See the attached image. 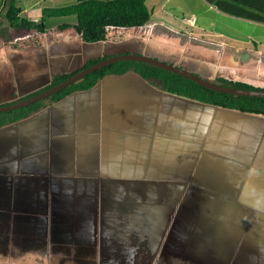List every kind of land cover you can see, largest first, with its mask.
Instances as JSON below:
<instances>
[{
    "label": "crops",
    "instance_id": "obj_1",
    "mask_svg": "<svg viewBox=\"0 0 264 264\" xmlns=\"http://www.w3.org/2000/svg\"><path fill=\"white\" fill-rule=\"evenodd\" d=\"M189 20L190 23L194 22L193 19ZM131 29L114 30L106 41L88 46L82 43L83 49L92 51V54L83 58L101 54L113 56L126 53L124 51L127 49L134 50L139 36L131 40L130 34L135 31ZM140 30L143 32V28L137 31ZM127 34L129 36L125 37ZM131 41H134L133 44ZM67 51L69 53L72 50L68 48ZM72 54L74 57L75 53ZM78 57L82 56L78 54ZM58 61L48 68L46 64L43 65V73L47 77L54 71L69 67V64L62 62V68L59 69ZM197 61L189 59L185 67L191 69L189 65L192 64L199 68ZM217 64L218 61L211 63L212 67ZM229 73L234 75L235 80L264 88L260 86L261 82H256L257 79L241 74L237 76L231 71ZM219 75V71H215L212 77ZM123 76L134 81L129 84L124 81V77L107 83L101 80L90 91L70 94L28 118L0 127V182L6 181L9 186L3 191L5 196L0 190V201H10L7 207L0 210L7 214V221L10 220L8 224L12 230L7 232L9 248L23 246L31 255H35L36 264H109L107 257H100L101 241L109 239L112 244L116 242L117 227L120 222H128V212L137 216L146 212L145 206L138 208L141 203H135V198L140 202L147 191L161 190L162 193L169 188L172 191L165 193L178 191L174 196L184 185L187 188V184H190L197 193L202 189L208 196L213 194L204 219L205 232L195 228L193 238H189L192 244L209 246L206 252L201 249L202 264H223V254H219L223 250H220L219 243L225 244L227 238L234 234L242 237L234 245L245 254L244 258H250L251 254H263V241L258 233L262 221L257 220V215L256 224L254 220H245L240 227L237 225L240 218L223 215L226 230L222 235L211 231L208 217L218 201H239L243 207L256 212L264 211L257 202L252 204L253 201H263L259 189L264 182V166L259 162L264 163V123H259L258 119L264 121V116L246 113L252 122L258 124V131L245 123H238L245 120L240 119L242 117L238 112H233L234 116L227 120L216 118L215 113L220 108L213 106L209 107L212 116L207 119L208 122L202 120L200 124L194 123L189 127L181 122L180 133L175 131L174 135L167 134L165 137L173 142L186 140L183 143L192 144L194 156L185 155L188 162L183 164L179 159L175 165L177 171L170 168L167 173L168 168L173 166V159L167 160L171 152L161 150V137H164L161 128L174 120L167 114L173 111L174 104L163 103L165 96L170 94L160 91L162 96L158 102L140 105L137 100L139 97L134 95V91L141 88L137 83L139 78L132 73ZM43 82L46 81L42 80L38 88L34 87L27 93L39 89L44 85ZM96 88L98 93L93 95ZM84 93L90 94L86 100L79 95ZM88 100L97 109L95 113L86 104L79 103ZM163 109L170 111L165 112ZM185 113V119L188 120L187 111ZM178 123L176 121V126ZM240 126L249 136L248 144L244 141L241 147L232 145L234 140L242 137L238 134ZM197 154L200 156L196 157ZM212 157L214 162H209ZM224 160L232 163L226 164ZM216 163L219 167L212 168ZM223 171L227 172V176L219 177ZM233 180L234 188L229 189ZM222 208L229 213V206L223 204ZM120 214H124L126 219L115 218ZM177 214L174 212L171 216L176 217ZM220 215L221 208L215 218L219 220ZM13 221L23 231L13 232ZM149 221H154V218ZM248 222L256 227L249 228ZM128 224L130 227L133 223ZM189 225L190 222L187 227ZM156 226L160 225L156 223ZM131 229L134 230V227ZM143 229L142 225L135 227L141 238H149V228H145V236L141 235ZM25 238L28 240L25 241ZM106 249L111 255L110 260L118 261L117 257L113 259L115 253L119 254L118 251L112 246ZM253 260L262 263L259 259Z\"/></svg>",
    "mask_w": 264,
    "mask_h": 264
},
{
    "label": "rangeland",
    "instance_id": "obj_2",
    "mask_svg": "<svg viewBox=\"0 0 264 264\" xmlns=\"http://www.w3.org/2000/svg\"><path fill=\"white\" fill-rule=\"evenodd\" d=\"M2 1L3 0H0V7ZM74 2L75 0H17V4L23 9L24 14L28 18L34 20L40 19L41 9L43 7H59ZM146 5L152 11L149 23L146 26L147 28L145 27L143 32L140 30L130 34H140V37L143 39L144 35L146 37L148 36V38H145L148 39L145 41V44L139 47L143 54L168 63L178 60L177 64H179V66H186L187 60L196 59L200 61H197V64L203 65L206 68L205 70H208L209 73L214 74L215 71H219L222 76L234 79V75L232 76L229 73L231 71L237 73V76L241 74L242 76H248V78L252 77L253 80L257 79L256 82H261L260 86H264V23L223 13L206 0H146ZM262 6H264V3ZM237 7L245 9V13L251 12V9L245 6L238 5ZM254 12L257 15L264 16V13H259L258 11ZM186 19H193L194 22L190 23L191 20L186 21ZM75 21L76 19L74 16L47 18L45 19L46 31L41 34L36 31H26L24 29L12 27L0 18V105L20 99V97L28 94L27 92L34 87L38 88L42 80L46 81L47 76L43 73V65L46 64V68L52 64V66H54V63H56L58 59H60V62L58 61L57 64L59 69L62 68V62L69 64L68 59L71 57V51L68 53V48L75 53L72 63L75 58H77L78 54L82 57L92 54V51L83 49V41L78 38L79 36L76 34L73 27L69 26L65 28L63 32L55 31L56 26L59 24L68 23L72 25ZM149 29H151L150 33ZM30 32H32V35ZM128 36L129 34L125 37ZM38 41L40 43H38ZM132 42L134 41H131V43ZM83 43L86 44V46L92 45V43ZM136 46L137 45H135V48ZM217 61L218 64L212 69L211 63ZM38 63H40V67H38ZM189 66H191L190 70L197 73V67L192 64ZM205 70L200 73L204 74ZM37 73L40 75L43 74L45 77H39ZM122 77L125 78L124 81L130 82L129 84H132L134 81V79L133 81L128 80L129 78L125 76L106 77L103 80L107 83L116 78L121 79ZM120 82L121 81H119V83ZM137 83L141 86L137 92L134 91V95L139 97L137 98L138 104L142 105L141 103H143L145 106V104L158 102L159 98L162 96L160 91L152 88L147 82L141 79L137 80ZM120 86L125 87L124 84H120ZM135 88L136 87H134V89ZM97 93L98 89L96 88L93 95ZM79 95L85 100L90 96L89 93ZM79 103L86 104L93 113L97 111V109L89 103V100L87 102L79 101ZM163 103L174 104L173 111H171L174 113L172 114L169 112L170 110L163 109L165 112H169L167 113L168 116L174 118L173 123H169L167 126L161 128V134L164 135V137H161V150L164 152H171V154L167 156V160L173 159V166L168 168V173L170 168L177 171L175 165L178 163L179 159L183 164H186L188 159H186L185 155L188 156L189 154L193 157L194 151L191 149L192 144L183 143L186 140L182 142H173L167 140L165 136L167 134L174 135L175 131L180 133L181 122L183 125H186V127H189L194 123L200 124L202 120L208 122L207 119L211 118L212 114L211 110H209V105H204L177 96H165ZM179 106L181 108H179ZM217 110L215 116L218 119L227 120L234 116L233 112H238V115L242 117L240 119H245L240 120L238 123H245L249 127L255 129V131L259 130L258 124L252 122L250 116L246 115V113H241L237 110H224L221 108ZM185 111H187L188 120L185 119ZM176 115L178 118H176ZM258 120L259 123H264L263 120ZM176 121L179 122L177 126ZM223 122L230 123L228 121ZM178 128L179 130H177ZM262 129H264V127H262ZM238 134L242 137L237 141L234 140L235 142H233L232 145L241 147L244 145V141L247 145L249 136L244 133V129L241 126ZM198 151L201 152L202 149ZM199 156L200 155L197 154L196 157ZM209 162H214L213 157ZM224 162L228 164L231 161L224 160ZM259 164L264 166V163L259 162ZM216 166L217 163L216 165L213 164L212 168ZM217 167H219V165ZM199 170L200 167L198 168V171ZM226 176L227 172L223 171L219 177ZM262 184L263 185L259 189V194L263 201H253L252 204H256L257 202L259 207L264 210V182ZM0 185L1 194L5 196L3 191L9 186L6 181L0 182ZM184 186L181 188L182 190L174 196L172 195L176 194L178 191L174 193H165L172 191V189L169 188L162 193L161 190L158 192L147 191L144 193V198L140 200V202H137L139 200L135 198V203H141V205H138V208L145 206L146 212L141 216L128 212V222H120V225L117 227V237L114 239L116 242L112 244L109 239H102L100 257L102 259L107 257L109 264H202L201 249L206 252L209 246L202 245V243L189 244L186 237H188L187 234L192 233L194 230L193 222L201 217L203 223H201L200 220L197 222V225H200V227H198L200 232H205L206 220L204 219L208 211L207 208H204L205 206L203 204L211 203L212 201L210 200L212 199L210 197L213 194H209L208 196L205 194L206 191L202 189H199L197 193L195 189H191L190 184H187V188H184ZM233 188L234 180L229 189ZM163 199H166V201H163ZM173 202L181 209L180 214H177L176 217L169 215L168 211L172 207H170V205H172ZM247 202L250 203L249 201ZM9 203L10 201H0V209L2 207H7ZM223 204L229 206V213H226L225 210L223 211ZM220 208L222 209V215H220V219L217 220L215 216L219 214ZM132 212L134 213V209ZM223 215L240 218L237 220V225L239 227L245 220H254L256 224L255 215H257V220L262 221V227L259 226L261 227V231L258 233L261 235L263 241L261 248L263 254H251L249 256L250 258H247L245 261L246 264H259L257 261L253 260L259 259L262 261L260 264H264V211L256 212L249 207H243L239 201H218L215 209L208 217L212 232L221 235L225 233L226 227ZM115 218L118 220L126 219L124 214H120ZM153 218L160 226L157 227L154 221H149L153 220ZM144 219H147L149 222H143ZM8 222H10V220L7 221V214L0 210V264L5 262L12 264H36L35 255H31L30 251L23 246H12L9 248L7 232L12 229ZM189 222L190 225L187 227ZM128 223L133 224L129 227ZM14 224L13 232L23 231L18 223L14 222ZM250 224L249 222L247 223L249 228L256 227L255 224ZM136 225L143 226V234L141 235L144 236L147 233L145 228H149V234L151 235H148L150 237L141 238L139 231L135 230ZM132 227H134V230L131 229ZM103 235L106 237L105 231H103ZM127 235L128 241L125 239ZM196 236L199 237L200 235ZM208 237V240H210V236ZM24 240L27 241L28 239L25 238ZM113 245H115V248ZM110 246L118 251L119 254L115 253L113 256V259L117 257L118 261L112 262L110 260L111 255L108 254L106 249ZM119 251L129 252L120 254ZM229 264L232 263L229 262Z\"/></svg>",
    "mask_w": 264,
    "mask_h": 264
},
{
    "label": "trees",
    "instance_id": "obj_3",
    "mask_svg": "<svg viewBox=\"0 0 264 264\" xmlns=\"http://www.w3.org/2000/svg\"><path fill=\"white\" fill-rule=\"evenodd\" d=\"M208 3L214 5L219 11L233 15L236 17H243L256 22L264 23V16L257 15L254 11L264 13V0H206ZM245 6L251 9V12H244L245 9H240L237 6ZM262 6V7H261ZM152 11L147 7L146 0H75L74 3L59 6V7H43L41 9V17L39 20L28 18L23 9L18 6L17 0H3L0 7V18L3 19L10 26L24 29L26 31H36L44 33L46 31L45 19L53 17H66L74 16L75 23L68 24L63 23L56 26V32H63V30L69 26L73 27L76 34L85 43H95L108 40L109 30H121L122 28H132L136 32L140 28L145 29L148 25ZM186 21H189L186 19ZM152 26V25H149ZM147 28V27H146ZM151 29H149V33ZM143 35V33L141 32ZM136 36L131 35V40H135ZM57 38V37H56ZM54 38L55 40H57ZM146 36L144 39L140 37L136 41L137 48L135 50H125L126 53L143 54L139 47L145 44ZM39 40V39H38ZM82 42V43H83ZM73 52L71 51V57L69 61V67L63 71L57 70L50 73L46 79V82L36 91L26 94L20 97V99L28 97L32 94L40 92L56 83L66 79L72 74L80 71L81 69L92 65L93 63L107 58L111 55L101 54L97 57H78L73 63ZM146 55V54H145ZM70 56V55H69ZM73 57V58H72ZM178 60L169 63L179 66ZM200 62V61H198ZM168 63V62H166ZM187 69L185 66H179ZM203 65L198 68L199 71L187 69L207 80H212L216 83H220L226 86L243 88V89H262L264 88L254 86L247 82H242L225 76H213V73H209ZM214 69V67L212 68ZM205 70L204 74L200 72ZM213 71V70H212ZM132 73L139 79L147 82L151 87L173 96L181 97L190 101H196L204 105L213 107L223 108L224 110H237L241 113L259 114L264 116V98L244 96V95H233L207 89L190 79H187L177 73L164 70L162 68L153 66L151 64L137 61V60H120L108 65H105L93 72L84 75L79 80L71 83L65 88L58 92L27 106L13 109L10 111L0 112V127L15 123L22 119L30 117L33 113L41 110L47 105L59 102L66 98L70 94L90 91L92 88L98 85V83L107 76H123L124 74ZM210 76V77H209ZM209 77V78H208ZM212 77V78H211ZM14 100H12L13 102ZM11 103V102H9ZM8 104V103H4ZM176 201V200H173ZM203 202V201H202ZM205 209L209 206L203 204ZM172 206V207H171ZM169 215L174 212L180 214L181 209L178 208L175 202L170 205ZM198 221L193 222L194 230L192 233L187 234V241L189 244L192 241L188 240L193 238L192 234L195 232V228L200 227L197 225ZM232 221V220H231ZM199 223V224H201ZM234 232V231H231ZM234 234V233H231ZM240 235H232L227 238L225 244L219 243L220 250L223 253H219L223 257V264H246L245 254L242 253L241 249L238 250L234 245L237 240H241ZM1 264H12V263H1ZM221 264V263H220Z\"/></svg>",
    "mask_w": 264,
    "mask_h": 264
},
{
    "label": "water",
    "instance_id": "obj_4",
    "mask_svg": "<svg viewBox=\"0 0 264 264\" xmlns=\"http://www.w3.org/2000/svg\"><path fill=\"white\" fill-rule=\"evenodd\" d=\"M120 60H137L142 61L148 64H151L153 66L162 68L164 70H168L174 73H177L187 79L192 80L193 82L214 91L227 93V94H233V95H244V96H253V97H261L264 98V90L262 89H243V88H237V87H231L226 86L220 83H216L212 80H207L203 77H200L199 75L185 69L181 68L177 65L169 64L164 61H161L159 59L147 56L145 54H135V53H123L118 55H113L104 59H101L95 63H93L90 66H87L80 71L72 74L71 76L67 77L66 79L56 83L55 85H52L40 92H37L35 94H32L28 97L22 98V99H16L11 103L0 105V112L10 111L13 109H18L24 106H27L29 104L35 103L37 101H40L59 90L65 88L66 86L70 85L71 83L79 80L84 75L93 72L105 65H108L110 63L120 61Z\"/></svg>",
    "mask_w": 264,
    "mask_h": 264
},
{
    "label": "clouds",
    "instance_id": "obj_5",
    "mask_svg": "<svg viewBox=\"0 0 264 264\" xmlns=\"http://www.w3.org/2000/svg\"><path fill=\"white\" fill-rule=\"evenodd\" d=\"M115 29L109 30V33H111L112 31H114ZM122 30V29H121Z\"/></svg>",
    "mask_w": 264,
    "mask_h": 264
}]
</instances>
